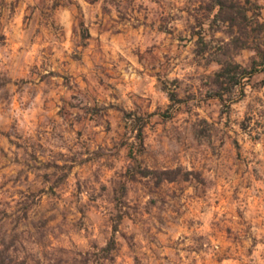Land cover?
Masks as SVG:
<instances>
[{
    "label": "rangeland",
    "instance_id": "1",
    "mask_svg": "<svg viewBox=\"0 0 264 264\" xmlns=\"http://www.w3.org/2000/svg\"><path fill=\"white\" fill-rule=\"evenodd\" d=\"M224 1L0 0L9 255L264 264L262 74L213 77L226 59L259 60L264 0ZM145 167L181 171L158 181Z\"/></svg>",
    "mask_w": 264,
    "mask_h": 264
},
{
    "label": "trees",
    "instance_id": "2",
    "mask_svg": "<svg viewBox=\"0 0 264 264\" xmlns=\"http://www.w3.org/2000/svg\"><path fill=\"white\" fill-rule=\"evenodd\" d=\"M216 4L219 7V11L224 9L225 1L224 0H215ZM232 18V16H229ZM243 19H248V14L246 11H243ZM261 26H264V22L260 23ZM243 33H246V27L243 25ZM244 47V46H243ZM255 53L260 57L259 60L255 58L251 61L250 66H242L240 63L229 58L224 61L219 62L218 69L213 73V77L216 84L227 83L230 85H238L244 79L248 80L253 74L261 73L262 78L261 82L264 83V51L260 48H254ZM215 97H221V92L218 90L213 94ZM140 174L143 176L152 174L160 180H174L178 173H180V167L174 169H163V170H154L150 168H142L139 170ZM188 172H184V177H187ZM115 246V240L111 238L104 247L100 248L101 252H108L113 249ZM7 247L4 245V242L0 240V264H29L23 259H15L7 252Z\"/></svg>",
    "mask_w": 264,
    "mask_h": 264
}]
</instances>
